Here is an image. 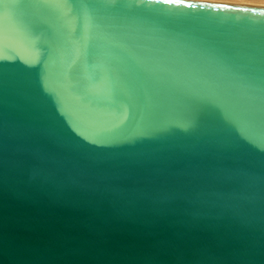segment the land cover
I'll list each match as a JSON object with an SVG mask.
<instances>
[{
  "label": "water",
  "instance_id": "95a60500",
  "mask_svg": "<svg viewBox=\"0 0 264 264\" xmlns=\"http://www.w3.org/2000/svg\"><path fill=\"white\" fill-rule=\"evenodd\" d=\"M0 264H264V5L0 0Z\"/></svg>",
  "mask_w": 264,
  "mask_h": 264
},
{
  "label": "bare ground",
  "instance_id": "6f19581e",
  "mask_svg": "<svg viewBox=\"0 0 264 264\" xmlns=\"http://www.w3.org/2000/svg\"><path fill=\"white\" fill-rule=\"evenodd\" d=\"M225 1H235V2H245V3H253V4H263L264 0H225Z\"/></svg>",
  "mask_w": 264,
  "mask_h": 264
},
{
  "label": "rangeland",
  "instance_id": "374dc122",
  "mask_svg": "<svg viewBox=\"0 0 264 264\" xmlns=\"http://www.w3.org/2000/svg\"><path fill=\"white\" fill-rule=\"evenodd\" d=\"M213 1H224V2H230V1H225V0H213ZM232 3H243V4H252V5H263V4H253V3H245V2H235V1H231Z\"/></svg>",
  "mask_w": 264,
  "mask_h": 264
},
{
  "label": "snow or ice",
  "instance_id": "6c2138e0",
  "mask_svg": "<svg viewBox=\"0 0 264 264\" xmlns=\"http://www.w3.org/2000/svg\"><path fill=\"white\" fill-rule=\"evenodd\" d=\"M237 10H240V9H237Z\"/></svg>",
  "mask_w": 264,
  "mask_h": 264
}]
</instances>
